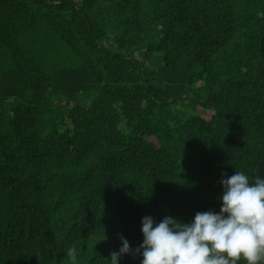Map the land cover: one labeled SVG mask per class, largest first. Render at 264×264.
<instances>
[{
	"label": "trees",
	"instance_id": "1",
	"mask_svg": "<svg viewBox=\"0 0 264 264\" xmlns=\"http://www.w3.org/2000/svg\"><path fill=\"white\" fill-rule=\"evenodd\" d=\"M236 170L264 178V0H0V264H110Z\"/></svg>",
	"mask_w": 264,
	"mask_h": 264
},
{
	"label": "clouds",
	"instance_id": "2",
	"mask_svg": "<svg viewBox=\"0 0 264 264\" xmlns=\"http://www.w3.org/2000/svg\"><path fill=\"white\" fill-rule=\"evenodd\" d=\"M221 175L218 212L197 211L188 222L170 215L157 222L145 215L142 243L132 249L121 236L119 250L110 252V264L137 253L140 264H264V178L253 180L237 170ZM69 257L75 264L74 251Z\"/></svg>",
	"mask_w": 264,
	"mask_h": 264
}]
</instances>
